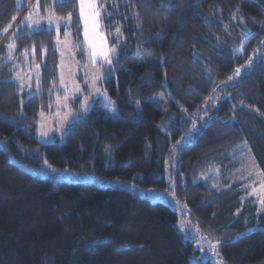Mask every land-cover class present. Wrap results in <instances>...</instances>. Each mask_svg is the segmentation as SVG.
Here are the masks:
<instances>
[{
  "label": "trees",
  "instance_id": "16d2710c",
  "mask_svg": "<svg viewBox=\"0 0 264 264\" xmlns=\"http://www.w3.org/2000/svg\"><path fill=\"white\" fill-rule=\"evenodd\" d=\"M105 1L102 21L116 46L102 73L105 96L62 139L42 143L39 113L64 95L55 39L65 29L31 28L23 17L33 3L42 14L72 13L82 58L78 2L0 0V264H213L182 235L169 203L126 181L173 191L190 221L219 242L218 264H264V209L235 186L201 178L212 165L227 170L240 143L264 177V59L253 54L243 74L222 84L264 40V0ZM25 52L39 65L32 93L13 77V58ZM160 92L165 108L148 100ZM218 94L217 115L179 144ZM44 161L97 180L45 177Z\"/></svg>",
  "mask_w": 264,
  "mask_h": 264
},
{
  "label": "rangeland",
  "instance_id": "374dc122",
  "mask_svg": "<svg viewBox=\"0 0 264 264\" xmlns=\"http://www.w3.org/2000/svg\"><path fill=\"white\" fill-rule=\"evenodd\" d=\"M104 1L105 0H95L96 7L99 10V15L97 17L98 27L95 31L99 33V35H95L90 26L89 36L95 40L98 47L115 50L114 53L110 52L109 54L108 59L111 61L116 52V46L108 42L107 37L110 34L105 29L102 21V12L105 9L106 3V1ZM49 17H52L51 22H49ZM23 21L31 28L46 26L54 28L56 31L59 30L60 27H64L65 29L64 35L60 36L58 34L55 39V47L59 54V85L64 91V95L57 97L49 110L39 113V121L36 126L38 140L42 143H48L56 138L62 139L69 123L73 119L85 115L95 97L105 96V92L101 85L102 73L103 69L107 68L110 64L106 62L102 56H92V48L85 40L84 23L82 20V38L84 45V54L82 58H78L74 49V39L69 30V17L61 18L53 13L42 14L38 10L37 5L33 3L29 7L27 14L23 17ZM13 24H10L6 29L8 35V58L11 57L14 48L12 36L10 34V28L13 27ZM263 44L264 40L260 41L258 44L259 47L254 48L251 53L252 55L239 63L222 84H226L231 79L237 78L243 74L253 63V54H257L258 58L264 59ZM9 45H12V47H9ZM38 70L39 65L36 63L35 59L32 58V55L30 56L27 52L23 53L20 58H13L14 80L26 93H32L35 90L33 89V81L37 78ZM78 97H80V100H76ZM222 98L223 96L218 94L214 101L204 103L203 108H206L208 105L210 108L203 111L200 117L193 121L190 128L179 140V144L182 145L190 140L194 132L198 129L199 123L207 124L212 117L217 115L216 110L218 103ZM148 100L160 108H165V95L163 92L148 96ZM231 155H233V159L231 165L226 168L227 170L222 171L221 167L212 165L201 178L213 176V184L217 187L224 186L227 188L235 186V188L242 190L241 199L243 201L251 198L256 202L259 209H264V204L261 203V196L264 195V177L248 145L246 143H240L231 151ZM41 174L51 179H72L79 181L97 180L96 175L93 173H79L68 168H56L51 166L48 162L45 163V161L42 162ZM117 183H120V181L112 179V184ZM172 184L173 182H170V186H172ZM126 185L141 194H148L152 200H160L169 203L178 213L176 222L177 228L184 237H190L195 240L196 248L200 250V259L202 261L208 259L213 264H218L220 261V255L217 250L219 242L203 233L196 224L190 221L186 205L177 198L173 191L168 190L164 192L151 187H141L130 181H126ZM192 260L197 262L194 258H192Z\"/></svg>",
  "mask_w": 264,
  "mask_h": 264
},
{
  "label": "snow or ice",
  "instance_id": "6c2138e0",
  "mask_svg": "<svg viewBox=\"0 0 264 264\" xmlns=\"http://www.w3.org/2000/svg\"><path fill=\"white\" fill-rule=\"evenodd\" d=\"M65 0H54V3H63ZM79 2V14L80 19L84 23V36L85 40L89 43L90 47L92 48V56L96 57L97 55L104 57L105 61L109 64L111 61L108 59L110 52L114 53L113 50H109L105 47H98L95 40L90 38L89 31L90 26L91 30L95 35H99V33H96V28L98 27L97 23V17L99 15V10L96 7L95 0H78ZM72 13H69V18H71ZM49 22L52 21V17H49ZM9 47H12V45H9ZM98 78V77H97ZM47 163V161H45ZM261 203L264 204V195L261 196Z\"/></svg>",
  "mask_w": 264,
  "mask_h": 264
}]
</instances>
